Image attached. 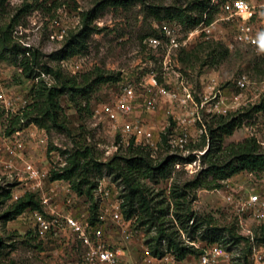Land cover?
Segmentation results:
<instances>
[{
	"label": "rangeland",
	"instance_id": "374dc122",
	"mask_svg": "<svg viewBox=\"0 0 264 264\" xmlns=\"http://www.w3.org/2000/svg\"><path fill=\"white\" fill-rule=\"evenodd\" d=\"M112 1L5 0L0 5V186L10 187L12 195L23 196L29 192L39 199L37 192L29 191L31 187L23 173V161L19 159L22 163H16L24 145L28 144V151L33 157L27 160L44 174L46 192L55 182L50 180V173L65 166L70 152L80 148L89 149L91 158L102 164L108 163L116 154L127 155V143L122 141L120 133L110 127L107 117L96 115V110L113 106L125 83L132 81L138 84L151 71L157 74L159 84L167 90L174 89L176 82L184 83L190 88L199 106L204 95L210 94L211 98L215 95L223 96L226 105L236 108L225 114L214 115L204 110L195 114L192 106L176 103L180 106V112L163 111L164 127L156 131V138H153V130L146 128L147 123L143 119L155 120L159 112L158 102L154 111L138 112L139 117H134L135 113L128 117L118 116L120 123H139L145 133L151 134L154 146L147 145L145 141L138 143L133 136L128 137L127 142L134 141L135 146L150 148L157 161L168 156L176 157L180 168L175 166L172 178L158 184L146 181L155 194H160L157 200L168 198L174 182L182 185L194 180L205 169L202 156L208 147L203 146L204 135L209 142V124L216 122L220 116L233 118L249 114L242 126L225 139V145L254 137L260 141L264 151V112L255 111L257 106L264 103V0H248L256 12L252 24L255 33L260 36L257 45L252 46L239 39L237 23L219 22L210 39L195 38L187 47L176 52L169 67L163 63L165 48L152 49L145 42L149 37L165 41L162 33L164 23H180L177 19L158 21L154 14L164 16L165 8H182L188 11L194 21L201 17L195 7L203 0H124L126 6L111 5ZM223 1L217 0V4L212 6L210 0L214 9L213 21L219 16ZM93 10L97 11V17L92 21L96 31L88 40L87 50L80 55L67 56L70 37L83 28L84 15ZM206 18V15L203 16V22L194 27L187 23L180 24L183 33L196 29L205 23ZM57 29L65 30L62 39L53 38ZM23 48L39 51L41 66L36 70L40 76L26 79L22 69L15 64V54L21 53L20 49ZM21 57H17L18 62ZM45 68L50 70L49 74L44 72ZM88 74L94 78L98 74L114 76L119 81L102 85L93 92L88 108L84 110H78L68 99L67 93L61 95L58 98L62 108L59 123L47 122L46 129L28 121L14 127L17 116L35 102L40 79L48 85L61 86L68 79L77 77L81 81L82 76ZM242 75L248 78V85L244 89L237 86V80ZM143 90L142 87L138 88V94H143ZM80 102L81 108H85L86 102ZM198 115L201 120L197 119ZM202 124L206 129L198 141L190 142L184 148L172 147L170 141L173 136L184 131L194 133ZM162 134L168 136L167 145L162 144ZM17 140H20L21 146L17 150L18 154L11 156L8 148L15 146ZM190 158H194L193 161H189ZM95 178L100 180L99 172L97 167H92L91 180ZM104 178L115 184L117 192L123 191L125 185L116 180V175L110 174L106 168L101 180ZM221 185L219 189H199L195 199L190 196L188 201L191 211L197 216L211 218L213 225L219 228H235L236 234L243 237L239 216L226 196L233 193L243 198L259 193L264 185V173L243 172ZM55 189L52 193V207L64 214L73 211L79 216H90L95 199L73 191L67 182L59 184ZM14 202L12 197V200L0 203V216L8 212ZM35 211L26 210L10 221L0 219V264H81L87 251L85 243L73 233L74 243L70 241V244H67V237L62 236L63 232L39 237L33 218ZM41 211H44L43 207ZM245 221L254 231L261 226L248 219ZM99 223L105 239L112 241V245L122 251L124 263L141 262L145 249H149L147 244L155 234L154 229L148 231V227L134 223L132 227L137 233L127 239L109 218ZM235 245L237 249L243 248L246 242L240 240ZM197 258L189 256L181 263L197 264Z\"/></svg>",
	"mask_w": 264,
	"mask_h": 264
},
{
	"label": "trees",
	"instance_id": "16d2710c",
	"mask_svg": "<svg viewBox=\"0 0 264 264\" xmlns=\"http://www.w3.org/2000/svg\"><path fill=\"white\" fill-rule=\"evenodd\" d=\"M5 0H0V5ZM128 1V0H127ZM110 3V2H109ZM111 5L126 6L124 0H113ZM199 19L191 20L187 10L182 8H165V15L154 14L158 21L177 19L180 24L192 25L193 27L203 22V16H207L205 23L209 24L214 19V9L210 5V0H203L197 4ZM97 17V11H91L84 15L83 28L72 34L67 44V56L73 57L85 52L88 48V40L95 33L92 21ZM21 53L16 52L15 64L22 69V74L26 79L38 77L37 68L41 66L38 50L23 48ZM30 53L29 55L27 54ZM22 55L18 62V56ZM46 74L50 70L45 68ZM119 78L108 75L82 76L81 81L77 77L64 81L61 86L50 84L40 79L37 85L35 102L19 114L14 123V127L24 121L35 124L41 129L47 128V122L59 123L61 115V105L58 98L67 93L68 99L76 105L78 110L88 108L90 95L97 91L102 85L117 82ZM80 101L86 102L85 108H81ZM257 112H264V103L255 108ZM249 114H241L239 117H223L213 124H209L210 140L204 135V147H208L202 156L205 169L194 180L184 184L174 182L170 188L167 199L157 200L160 194H155L154 189L146 183L158 184L163 180L172 178L175 166L177 165L175 156H168L162 161H157L150 148L135 146L131 141L127 155L116 154L108 163L102 164L91 158L89 149H78L70 152L67 156L65 166L50 173L51 181H65L71 185V189L80 195H86L94 200V193L106 168L110 174L116 175V180H120L124 185L123 215L127 220L135 219V223L142 227H148V231L154 229L155 234L148 242L149 251L154 256H164L166 253H173L177 261L182 262L189 256H198L200 250L186 244L183 234L191 240H197L213 244L223 242L229 245V249L234 248L236 243L245 239L236 234L235 228H219L212 223L209 217L197 216L191 211L188 198L196 197L199 189H219L222 182L229 180L233 176L247 172L250 174L264 173V151L257 138H247L239 143L225 145V139L234 134L236 129L242 126L245 118ZM214 124H216L214 126ZM163 145L168 144V136L162 134ZM190 158L189 161H193ZM92 167L99 172V179L91 180ZM37 199V200H36ZM169 199V200H168ZM12 200V189L0 186V203ZM42 210L40 200L35 194L26 193L19 200L12 204L11 209L0 216L3 221L16 219L26 210ZM100 222L99 206L93 203L89 216L90 225ZM199 234L197 235V233ZM258 241H264V224L255 231ZM183 233V234H182ZM245 258V256H244ZM247 264V260H245Z\"/></svg>",
	"mask_w": 264,
	"mask_h": 264
},
{
	"label": "built area",
	"instance_id": "2783aa9c",
	"mask_svg": "<svg viewBox=\"0 0 264 264\" xmlns=\"http://www.w3.org/2000/svg\"><path fill=\"white\" fill-rule=\"evenodd\" d=\"M211 1L212 6L217 4V0ZM255 15V8L248 0H224L220 7V14L213 22L209 24L202 23L196 29L190 30L187 33H183V27L180 24L165 22L162 26L165 41L157 37H149L145 43L152 49H158L162 46L165 48L166 53L163 62L165 67L170 66L176 52L187 47L195 38L204 37L205 39H210L219 22L237 23L239 39L249 45L255 46L260 40V36L255 33L252 24ZM64 33L65 30L57 29L53 38L62 39ZM247 85V76H240L237 80V86L244 89ZM140 87L147 89V92L150 94V98L143 105V109L147 112H152L157 107V96L154 95L156 93L174 103L192 106L195 114L199 110H204L214 115L225 114L228 110L236 109L235 107L231 108L229 105H226V99L223 96L215 95L214 98H211L210 94L204 95L203 101L199 106L195 103L190 88L184 83L178 82L177 89L167 90L159 84L157 74L151 71L138 84L132 81L125 83L122 92L117 97L113 106H104L96 110V115L107 117L110 127L120 133V136L123 138L122 141L126 142L127 146L130 145L127 139L131 136L135 137L138 143L145 141L144 143H148L147 145L154 146L151 134L145 133L139 123L126 121L120 123L118 118L119 115L128 117L135 112L138 88ZM153 90L155 91L153 92ZM197 119H200L199 115ZM205 129V125L202 124L194 133L184 131L180 135L173 136L170 144L173 148H184L186 144L198 141L204 135ZM19 144L20 140H17L15 146L8 148L9 155L16 156L18 154L17 150L21 146ZM0 163H2L1 157ZM176 167L180 168L179 165H176ZM23 173L26 180L30 182L31 189L29 191L38 193L40 203L44 209V211L37 210L33 213L39 237L57 235L70 230L87 246V251L81 264H128L122 260V251L119 248H115L112 243L105 239V234L100 223L92 226L89 223V216L77 217L64 214L52 207V193L55 192V188L59 184L65 183V181L57 180L53 182L49 191L46 192L43 182L44 174L34 163L24 159ZM115 188V184L107 181L105 178L99 181L94 193V199L99 206V219L100 221H105L109 218L120 228L125 238L131 239L137 233L132 227L135 219L127 220L124 218L122 209L123 191L117 192ZM21 195L13 194V200H19L22 197ZM226 199L239 216L240 224L243 227L242 236L245 239L246 246L239 249L236 247L229 249V245L223 242L208 244L202 241L191 240L187 235L182 233L186 244L200 250L197 264H245V260H247V264H264V241L256 240L254 230L245 221V219H248L258 225L264 224V185L259 193L243 198L236 197L232 193L227 195ZM138 264H180V262L177 261L173 253H166L164 256L158 257L152 255L149 249L146 248L145 255Z\"/></svg>",
	"mask_w": 264,
	"mask_h": 264
},
{
	"label": "crops",
	"instance_id": "0c3cea01",
	"mask_svg": "<svg viewBox=\"0 0 264 264\" xmlns=\"http://www.w3.org/2000/svg\"><path fill=\"white\" fill-rule=\"evenodd\" d=\"M177 87V82L176 83H174V85H173V88L175 89ZM155 90H153V92H154ZM152 92V93H153ZM156 96H157V101H158V103H159V105H158V113H157V115L155 116V120H152V121H149V120H145V119H143V121H144V123H147L146 124V128L148 129V130H150V131H152V133H153V138H156V131L158 130V129H160V130H162L163 129V122H164V115H163V111H165L166 109H167V111H173V112H175V113H177V112H180V106H178V104H176V103H174V102H172L171 100H167L164 96H161V95H158L157 93L155 94ZM150 98V94L147 92V89H145V90H143V94L142 93H139L138 94V98H137V100H136V109H135V116L134 117H139L140 115V113H138V112H142V111H144L145 112V110L143 109V105H144V102L146 101V100H148ZM147 112V111H146ZM136 119V118H135ZM34 138H35V136H34ZM36 139V138H35ZM28 145V144H27ZM27 145H24V150H23V152H22V154H21V156H20V158H18L16 161V163L19 165L20 163H22L21 161H23L24 159L25 160H30V159H32L33 157H32V155H30V153H29V151H28V146ZM21 161H20V160ZM17 165H15V167H16ZM66 214H70V215H73V216H79L77 213H75V212H73V211H68ZM63 237H67V244H70V241L72 242V243H74V239L75 238H73V235H72V232L70 231V230H66V231H64L63 232V235H62ZM48 238H50V239H52L51 238V236H49ZM109 242L110 243H113L112 241H110L109 240ZM180 264H182L181 262H180Z\"/></svg>",
	"mask_w": 264,
	"mask_h": 264
}]
</instances>
